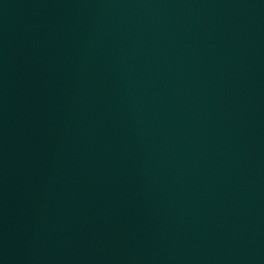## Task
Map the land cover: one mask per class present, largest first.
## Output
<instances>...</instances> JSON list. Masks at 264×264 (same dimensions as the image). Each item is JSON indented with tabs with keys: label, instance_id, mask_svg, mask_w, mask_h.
I'll return each mask as SVG.
<instances>
[{
	"label": "water",
	"instance_id": "95a60500",
	"mask_svg": "<svg viewBox=\"0 0 264 264\" xmlns=\"http://www.w3.org/2000/svg\"><path fill=\"white\" fill-rule=\"evenodd\" d=\"M0 264H264V0H0Z\"/></svg>",
	"mask_w": 264,
	"mask_h": 264
}]
</instances>
